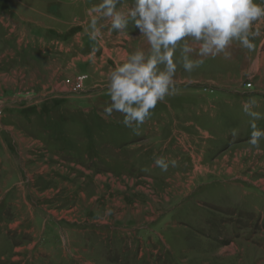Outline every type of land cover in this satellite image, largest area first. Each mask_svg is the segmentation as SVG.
I'll use <instances>...</instances> for the list:
<instances>
[{
	"label": "rangeland",
	"instance_id": "obj_1",
	"mask_svg": "<svg viewBox=\"0 0 264 264\" xmlns=\"http://www.w3.org/2000/svg\"><path fill=\"white\" fill-rule=\"evenodd\" d=\"M100 2L0 0V264H264V138L242 107L264 130V18L254 50L178 64L137 134L104 113L107 73L149 46L106 19L90 39Z\"/></svg>",
	"mask_w": 264,
	"mask_h": 264
},
{
	"label": "clouds",
	"instance_id": "obj_2",
	"mask_svg": "<svg viewBox=\"0 0 264 264\" xmlns=\"http://www.w3.org/2000/svg\"><path fill=\"white\" fill-rule=\"evenodd\" d=\"M120 0H101L89 9L90 39L100 35L98 21L106 19L110 30L120 33L131 23L147 44V52L137 49L107 73L106 93L110 106L108 116L123 115V125L138 134V129L150 118L158 102L175 92L177 65L191 73L204 64V58L223 54L230 59L233 42L252 51L253 22L264 18V0H132L126 9H118ZM177 50L179 56L177 57ZM193 55L197 58H193ZM255 101L243 104L252 129L248 143L258 151L264 130L256 121L262 116L254 111ZM236 137V129L231 130ZM154 164L162 171L176 166L175 160L155 157Z\"/></svg>",
	"mask_w": 264,
	"mask_h": 264
},
{
	"label": "built area",
	"instance_id": "obj_3",
	"mask_svg": "<svg viewBox=\"0 0 264 264\" xmlns=\"http://www.w3.org/2000/svg\"><path fill=\"white\" fill-rule=\"evenodd\" d=\"M82 79L83 78L81 76L75 77V80L73 81L75 84V88L72 90L73 92H78V91L82 90V88H81L82 87ZM246 86L250 88L251 84L247 83Z\"/></svg>",
	"mask_w": 264,
	"mask_h": 264
},
{
	"label": "crops",
	"instance_id": "obj_4",
	"mask_svg": "<svg viewBox=\"0 0 264 264\" xmlns=\"http://www.w3.org/2000/svg\"><path fill=\"white\" fill-rule=\"evenodd\" d=\"M253 94H255V95H257L258 97H260L261 100H263V98H264V97H263V93H261V92H260L259 94L253 92Z\"/></svg>",
	"mask_w": 264,
	"mask_h": 264
},
{
	"label": "bare ground",
	"instance_id": "obj_5",
	"mask_svg": "<svg viewBox=\"0 0 264 264\" xmlns=\"http://www.w3.org/2000/svg\"><path fill=\"white\" fill-rule=\"evenodd\" d=\"M110 56V55H109Z\"/></svg>",
	"mask_w": 264,
	"mask_h": 264
}]
</instances>
